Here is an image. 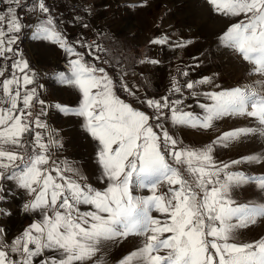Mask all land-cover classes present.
<instances>
[{
    "label": "snow or ice",
    "instance_id": "snow-or-ice-1",
    "mask_svg": "<svg viewBox=\"0 0 264 264\" xmlns=\"http://www.w3.org/2000/svg\"><path fill=\"white\" fill-rule=\"evenodd\" d=\"M207 2L215 13L238 18L220 36V43L251 64L250 74L260 79L243 87L192 92L207 101L197 100L203 114L182 107V90L211 83L210 77L183 85L174 80L171 91L181 94L176 100L169 96L139 100L136 91L122 83L124 91L153 110L149 115L117 97L105 69L87 64L75 52L45 0H33L30 6L25 0H0L5 6L0 10V60L4 61L0 64V181H15L32 196L24 211L42 216L11 243L0 229V264H37V258L38 264H109L106 244L131 235L143 237L142 246L116 264H264V237L248 242L236 238L240 228L264 218V203H239L232 196L234 189L247 184L264 191V175L234 170L240 164H264V152L228 162L214 156L216 146L264 138V0ZM24 7L42 17L35 24L34 39L58 44L77 56L57 79L81 93L79 107H51L85 119L84 127L98 143L103 190L86 183L78 167L55 157L62 140L42 119L47 114L45 101L37 87H29L35 85L36 74L14 47L25 27L19 14ZM167 39L151 43L163 44ZM232 116L254 123L222 132L203 147L182 146L165 124L207 130ZM163 185L167 188L161 191ZM133 186L147 189L150 195H133ZM82 206H89L88 210Z\"/></svg>",
    "mask_w": 264,
    "mask_h": 264
},
{
    "label": "crops",
    "instance_id": "crops-1",
    "mask_svg": "<svg viewBox=\"0 0 264 264\" xmlns=\"http://www.w3.org/2000/svg\"><path fill=\"white\" fill-rule=\"evenodd\" d=\"M196 3L187 4L185 1L172 2L169 13L163 12V2L160 0H147L140 7L136 4H129V10L121 12L117 16H113L106 12V9L101 10V13L92 19L87 16V8H83L81 11H74L68 6H59L63 13H60L59 18H54L57 28L67 38L68 44L71 45L76 53L82 55V58L87 64L93 65L96 68H103L107 75L113 80L115 84L114 92L117 97L129 104L128 92H123V96H119L116 93V82L119 78L121 83L129 82V54L131 57L138 58L139 52L143 60L140 62L143 68L142 76V88L146 90L150 89H163L169 84H173L174 80L179 81L181 73L187 72L190 67H197L203 65L202 58L196 52H190L189 49L182 50L180 43L172 44L171 42L176 41L175 36L180 31L183 33V37L186 40L187 37H196L197 34L192 29L193 23L187 22L186 17L182 15V11L188 9L192 20L197 15L198 11V0ZM45 4L48 7H55L49 4L48 0H45ZM4 5L0 3V10L4 9ZM57 8V7H55ZM212 8V6H210ZM142 9V10H140ZM142 17V21H138V14ZM38 14H33L31 17L23 18L24 33L27 34L26 39H22V32L19 34V40L16 43L20 48L19 51L22 53L23 58L29 63L32 71L36 74L35 85L29 87H37V93L39 98L45 101L47 114L42 119L55 129L61 140L63 147L55 152V157L60 160H67L70 164V158L73 154L71 146V136H69L68 128H65L67 121H82L83 117H78L71 114H65L61 110L51 107L55 104L61 106L77 108L81 103L80 92L71 86L60 83L57 79L59 72L69 71V61L76 59L77 56L66 52L58 44H54L45 40L34 39L35 24L38 22ZM172 19L173 28L168 33L167 42L163 44L151 43V41L158 38H162L161 33H165L166 19ZM238 18H231L232 22H236ZM214 24V18L212 15L207 18V21ZM194 22V21H192ZM165 23V24H164ZM164 24V25H163ZM86 25V26H85ZM191 25V26H190ZM157 28V29H156ZM184 28V30H183ZM169 29V28H167ZM22 30V31H23ZM177 32V33H176ZM131 36V40H129ZM165 37V36H164ZM191 37V38H192ZM130 41V43H129ZM23 46V47H22ZM142 47V48H141ZM24 48V49H23ZM140 49V50H139ZM42 53L38 54L37 51ZM35 53V54H34ZM37 55V56H36ZM239 57V55H238ZM237 57V58H238ZM150 61H158V63H151ZM239 65L243 66L246 62L237 59ZM241 61V62H240ZM4 63L0 60V64ZM135 66H138L139 61H135ZM249 65V64H248ZM11 69L9 70V72ZM52 72V77L47 78L48 72ZM137 70H134L135 72ZM6 72L5 75H9ZM202 71L199 70V74ZM146 78L144 79V76ZM192 77V76H191ZM196 78V77H194ZM2 79V78H0ZM127 81V82H126ZM223 84L221 87L235 88L243 87L245 85L253 84L249 80L239 79ZM76 90V96L68 90ZM172 89L168 87L166 90ZM183 91V90H182ZM168 93V92H167ZM179 94V93H177ZM180 98L175 96V93L170 96L169 99L176 100ZM186 102L183 103L182 107L185 110L193 111L194 113L203 114V110L197 107V103L194 100L184 98ZM201 102H206L204 98L199 99ZM144 105V104H143ZM145 106V105H144ZM148 108V107H147ZM39 108L33 109V112H38ZM225 123L227 126L232 128H241L251 126L254 122L247 117H225ZM170 131L177 129V126L171 125L170 121H167ZM186 127H180L185 129ZM183 145V143H182ZM247 151H239L227 148L224 152L223 161L235 160L241 156H246ZM78 167L77 165H75ZM7 183V184H6ZM94 188L102 183L99 180L95 182H89ZM6 185V189L4 186ZM3 191L0 192V201H6L7 213H2L0 208V229L3 230V238L8 243H11L17 236L21 235L22 232L28 228L31 223L42 219L39 212H25L23 206L32 196L29 195L25 190L20 189L16 186L15 181L2 180L0 181ZM89 206H82V210H88ZM133 241H143V237H131ZM115 244L129 242V237L126 239H117L111 241ZM107 254L109 264H116L118 261L117 257L111 253L104 251ZM51 253L45 252V256ZM40 258H37V264Z\"/></svg>",
    "mask_w": 264,
    "mask_h": 264
},
{
    "label": "rangeland",
    "instance_id": "rangeland-1",
    "mask_svg": "<svg viewBox=\"0 0 264 264\" xmlns=\"http://www.w3.org/2000/svg\"><path fill=\"white\" fill-rule=\"evenodd\" d=\"M147 0H87L86 3L93 2L94 7L87 8V4L84 5L83 8H87V16L96 19V17L101 13V10L106 9V12L110 13L113 16H117L118 14H121V12H126L129 10V4H136L139 7L145 3ZM163 2L162 5V11L169 13L172 11L171 4L175 0H160ZM177 2L185 1L187 4L196 3V0H176ZM33 0H25V5L30 6L32 4ZM47 6V4H46ZM210 4L207 2V0H198V11L196 17L193 18L190 15V11L188 9L186 10H180L182 11L183 17L185 16L187 19V22L193 23L194 26L190 25L194 32H196L197 36L187 37L191 40H186L185 37H183V33L180 31L175 36V40L171 42L172 44H178L180 43L182 50L189 49L190 52H196L203 60L202 66L197 67H190V69L180 75L179 83L181 85L185 84L188 81H200L204 77H210L212 78L211 83L206 84H198L197 87L193 90H188L186 88L182 91V97L184 102H186V105L189 104L184 98L194 100L193 102L197 103V100L200 98H204L202 95L193 96L192 92H196L197 94H202L205 92H212V91H220L225 89H232V88H226L221 87L223 84H226L230 82V84H234L233 81L240 79H247L250 82H255L256 80L260 79L258 75H253L251 73L252 65L247 63L241 66L239 65V62L237 59L243 61L241 57H238V54L231 50L230 48L225 47L220 43V36L226 31L228 26L234 22H232L231 18L225 17L223 15L217 14L213 11L212 8H210ZM48 7V6H47ZM50 9V15L54 18H59L57 16H61L60 13H63L59 6L57 8L55 7H48ZM142 10V9H140ZM77 12V11H76ZM138 16V21H142V17ZM23 18L31 17L33 14L37 13H30L26 10V7L22 8L19 13ZM212 15V18H214V24L211 22L209 23V20L207 21V18H210ZM37 18H42L41 16L37 15ZM194 21V22H192ZM24 22V21H23ZM166 23V24H165ZM166 28L165 33H161V37H168V33L170 30L174 27L172 19L168 18L165 21ZM25 24V22H24ZM163 24V25H164ZM25 28V27H24ZM169 28V29H167ZM157 29V28H156ZM184 30V28H183ZM185 31V30H184ZM176 32V33H177ZM27 34L24 33V30L22 31V39H26ZM192 37V38H191ZM129 40H131V36H129ZM186 41H191V43H185ZM130 43V41H129ZM15 48L18 50L20 49L17 44L14 45ZM23 47V46H22ZM142 48V47H141ZM24 49V48H23ZM140 50V49H139ZM37 54H41V51H37ZM35 54V53H34ZM38 54V56H39ZM43 54V53H42ZM37 56V55H36ZM138 58L131 57L129 54V82H127V85L129 88L133 89L137 93V97H139V100H144L145 98H155L160 99L164 96H170L174 93H172L171 89L166 90L168 87L172 88L173 84L167 85L165 88L161 89H150L146 90L142 88V76H143V68L140 65V62L143 60L141 57V52L137 55ZM238 57V58H237ZM138 60L139 64L138 66H135V61ZM240 61V62H241ZM249 64V65H248ZM134 70H137L133 72ZM199 70L202 71L201 74H199ZM184 73H187V75H184ZM48 75H46L47 78H51L52 72H48ZM192 76V77H191ZM196 77V78H194ZM146 78V75L144 76V79ZM120 79L117 78L116 82V93L119 96H123L122 91L125 92L121 87ZM124 83V82H123ZM216 85H219L217 88ZM68 92L73 93V95L76 96V90H68ZM168 92V93H167ZM175 96L181 97V94L175 93ZM80 97L81 93H80ZM139 100L136 97L129 95V104L134 108L141 111H144L151 115L152 109L147 108V106L143 105L139 102ZM207 102V101H206ZM86 121L85 119L82 121H67L65 124V128H68L69 136H71V148L73 151V154L70 158V162H73L75 165L78 166L80 172L83 176L86 177V183L89 182H95V180H99L102 185L96 186V189L103 190L106 187V182L102 181L101 176V169L97 162V151H98V143L95 141L94 138L91 137L90 133L86 130L84 127ZM165 124L167 126V121H165ZM242 127V126H241ZM232 128L231 125L227 126L225 123V118L222 120H219L215 123L214 129H200V128H189L186 127L185 129H180V127H177V129L173 130L171 132L176 138L181 140L183 142L182 146H190V147H203L209 143H211L213 140H215L222 132L236 129ZM227 148L239 150V151H247L246 156L251 154H257L264 152V138L262 137H250L242 139L240 142L232 143L228 147H220L216 146L214 150V156L217 161H223L224 152L227 150ZM245 156V155H244ZM243 157V156H241ZM238 159V158H236ZM226 162V161H223ZM183 171V168L181 169ZM234 170L244 171L248 173L249 175L254 176H260L264 175V164H240L236 165ZM7 184V183H6ZM6 185L4 186V189ZM178 187V186H177ZM167 185H163L161 188V191L166 190ZM133 195L135 196H147L150 195V192L147 189L137 188L133 186ZM232 196L234 199L239 203H264V191H261L255 184H247L245 186L236 188L232 192ZM6 201L2 200L0 201V208L2 213H7L6 209ZM153 216H160L161 214L153 212ZM163 219L164 217L161 216ZM28 227V226H27ZM168 235V234H165ZM135 235L129 236V242H123L118 243L115 247V244L112 242H108L104 248V251L111 253L113 256L117 257V259H121L128 253L136 250L140 246H142L143 241H133L131 237H134ZM139 237V236H136ZM261 237H264V218H260L257 220L255 224H251L245 228H240L236 232V238L237 242H248V241H254L259 240Z\"/></svg>",
    "mask_w": 264,
    "mask_h": 264
},
{
    "label": "built area",
    "instance_id": "built-area-1",
    "mask_svg": "<svg viewBox=\"0 0 264 264\" xmlns=\"http://www.w3.org/2000/svg\"><path fill=\"white\" fill-rule=\"evenodd\" d=\"M49 4L52 6H68L74 11H81L85 4L87 8L94 7L93 2L86 3L87 0H48Z\"/></svg>",
    "mask_w": 264,
    "mask_h": 264
}]
</instances>
